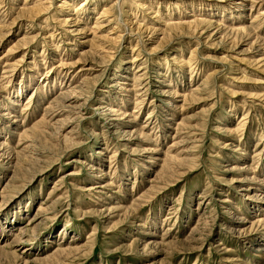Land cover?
<instances>
[{"label": "rangeland", "instance_id": "374dc122", "mask_svg": "<svg viewBox=\"0 0 264 264\" xmlns=\"http://www.w3.org/2000/svg\"><path fill=\"white\" fill-rule=\"evenodd\" d=\"M0 145V264H264V0H0Z\"/></svg>", "mask_w": 264, "mask_h": 264}, {"label": "bare ground", "instance_id": "6f19581e", "mask_svg": "<svg viewBox=\"0 0 264 264\" xmlns=\"http://www.w3.org/2000/svg\"><path fill=\"white\" fill-rule=\"evenodd\" d=\"M81 8H82V6H79V5H76V6H73L72 7V10H70V12H68V13H70V16L71 17H74V16H76V14L81 10ZM72 20V18L70 19V21ZM67 23V21L65 22L64 21V24H66ZM109 23V22H108ZM208 23H210V22H208ZM107 25V24H106ZM174 26V25H173ZM105 27V26H104ZM216 34V33H215ZM138 72L140 71V70H137ZM141 72V71H140ZM112 86V85H111ZM78 90V89H77ZM69 91V90H68ZM67 91V92H68ZM74 93V92H73ZM164 93V92H163ZM71 95L72 94H70V93H66V92H64V93H60L59 94V99H60V102L62 103L61 104V106H60V108H62V110H64V108H67L68 110H72V112H74L75 114L76 113H78V114H80V105H78V104H75V103H72L71 104ZM56 98H54V100H55ZM79 99V98H78ZM58 101V100H57ZM73 101H74V99H73ZM55 102V101H54ZM58 103L59 102H57L56 104L58 105ZM167 103V102H166ZM169 103V102H168ZM14 104V106L16 105L15 103H13ZM12 104V105H13ZM52 104V103H51ZM64 105V106H63ZM53 106H54V104H53ZM54 107H56V106H54ZM173 107V106H172ZM49 108H51V107H49ZM105 112V113H107L108 115H110V116H114L110 121H112V122H115V124H117L118 122L117 121H119L120 119H122L123 118V116H121L122 118H118L117 116H118V114H111V112L109 111V109L108 110H101V112ZM55 114V113H54ZM52 116V115H51ZM83 117V116H82ZM65 120V117L63 116V120H58V123H61L62 125H64V123L63 122H65L64 121ZM113 125V124H112ZM61 126V125H60ZM62 127V126H61ZM121 132H123L124 134L123 135H125V136H127L128 138H130V136H131V134H133V131H127V132H124V131H121ZM34 141V140H33ZM32 143V142H31ZM33 151V150H32ZM31 152V151H30ZM0 153L2 154V153H4V147L2 146V145H0ZM32 154V153H31ZM11 155V154H10ZM36 156H38V155H36ZM13 158V157H12ZM11 160V159H10ZM11 162V161H10ZM93 234H90L88 237L89 238H91V237H93L92 236Z\"/></svg>", "mask_w": 264, "mask_h": 264}]
</instances>
